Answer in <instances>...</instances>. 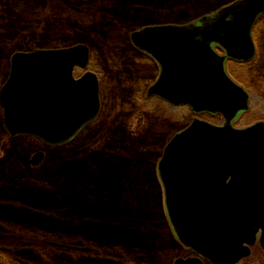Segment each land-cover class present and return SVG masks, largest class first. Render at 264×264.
<instances>
[{
    "label": "water",
    "instance_id": "1",
    "mask_svg": "<svg viewBox=\"0 0 264 264\" xmlns=\"http://www.w3.org/2000/svg\"><path fill=\"white\" fill-rule=\"evenodd\" d=\"M263 13L264 0H237L196 23L150 26L130 35L134 47L160 68L148 97L225 120L222 127L195 120L165 147L157 169L178 241L212 264L249 257L259 232L264 248V123L232 127L236 116L248 111L249 95L225 71L226 59L254 58L251 33ZM89 59L86 45L12 55L0 90L6 133L58 147L95 121L98 79L90 72L73 77ZM43 159L39 152L30 164ZM174 264L202 263L178 259Z\"/></svg>",
    "mask_w": 264,
    "mask_h": 264
},
{
    "label": "rangeland",
    "instance_id": "2",
    "mask_svg": "<svg viewBox=\"0 0 264 264\" xmlns=\"http://www.w3.org/2000/svg\"><path fill=\"white\" fill-rule=\"evenodd\" d=\"M209 3L201 0L186 13L196 9L194 13L203 14ZM46 7L47 0H0V89L14 53L86 45L91 53L88 68L101 81L100 115L71 143L47 147L35 138H11L4 130L0 107V190L8 186L7 194H13L16 189L7 179H23L28 181L23 191L48 198L53 205L67 202L54 223L61 238L76 234L86 218L85 209L109 211L118 222L125 225L126 218L133 226L136 241L143 246V261L172 264L185 258L188 252L176 241L167 218L157 166L165 146L194 119L222 126V116L196 115L188 107L148 98L146 92L159 68L134 48L129 39L133 30L124 32V23L104 29L69 27L57 22L56 9L47 17ZM256 24L255 58L226 65L228 75L250 97L249 110L232 124L237 129L264 123V17ZM39 152L44 159L32 166L30 159ZM5 233L10 234L7 229ZM17 237H23L22 230ZM0 264H5L1 258ZM242 264H264V255L255 248Z\"/></svg>",
    "mask_w": 264,
    "mask_h": 264
},
{
    "label": "trees",
    "instance_id": "3",
    "mask_svg": "<svg viewBox=\"0 0 264 264\" xmlns=\"http://www.w3.org/2000/svg\"><path fill=\"white\" fill-rule=\"evenodd\" d=\"M199 1L47 0L45 13L53 16L56 9L57 22L74 28L104 29L113 23H124L127 33L146 26L196 22L235 0H211V6L202 9L205 13H194V9L187 14ZM253 39L257 43L254 30ZM7 181L16 192L8 195V186L0 190V258L5 264H148L143 261V246L136 241L133 226L126 218L123 225L114 212L85 209L83 217L90 220L80 222L76 234L64 239L57 234L54 223L67 202L53 205L48 198L42 200L23 191L28 181ZM5 229L10 234L6 235ZM20 230L22 238L17 237Z\"/></svg>",
    "mask_w": 264,
    "mask_h": 264
},
{
    "label": "flooded vegetation",
    "instance_id": "4",
    "mask_svg": "<svg viewBox=\"0 0 264 264\" xmlns=\"http://www.w3.org/2000/svg\"><path fill=\"white\" fill-rule=\"evenodd\" d=\"M141 53H142V52H141ZM142 54H144V53H142ZM144 55H146V54H144ZM147 56H148V55H147ZM148 57H149V56H148ZM228 62L239 63V62H236V61H230V60H227V63H228ZM239 64H240V63H239ZM88 71L91 72V73H94V74L97 76V78H98V82H99V97H100V111H101V106H102V102H101V91H100L101 81H100L99 74L96 73V72L90 71L89 68H87L86 70L75 69L73 75H74V77H75L76 79H78L79 77H81L82 75H84V74H85L86 72H88ZM147 93H148V92H146V95H147ZM152 98H153V97H152ZM155 98H156V97H155ZM169 105H170V104H169ZM171 106H172V105H171ZM100 111H99L98 117H99V115H100ZM196 115H201V114H196ZM98 117H97V118H98ZM198 120H199V119H198ZM84 129H85V128H84ZM171 230H172V229H171ZM172 233H173V235H174L176 241H178L177 238H176V236H175V234H174V232H173V230H172ZM259 240H260V236H259V234H258V235H257V238H256V242H255V244H254L252 247H250V256L247 257V258L242 259L241 261L238 262V264H242V263H244L247 259H249V258L252 256V250L255 249V248H257V250H258V252H259L260 254H263V255H264V248L261 246ZM178 243H179V244H180V245H181V246H182V247L188 252L187 256H186L185 258H182L183 260H187V259H199L200 262H201L202 264H212L210 261H208L207 259H205V258L202 257L201 255L197 254V252H195L192 248L186 247V246L182 245L180 242H178ZM177 259H181V258H177ZM177 259H175V260L173 261L172 264H174V262H175Z\"/></svg>",
    "mask_w": 264,
    "mask_h": 264
}]
</instances>
